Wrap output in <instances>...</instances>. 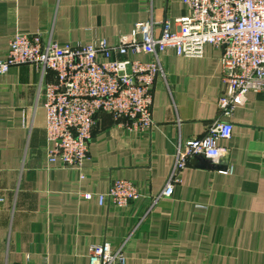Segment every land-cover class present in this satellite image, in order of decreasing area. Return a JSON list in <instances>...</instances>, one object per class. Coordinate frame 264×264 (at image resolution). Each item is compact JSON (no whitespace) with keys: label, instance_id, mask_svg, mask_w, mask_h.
<instances>
[{"label":"crops","instance_id":"obj_1","mask_svg":"<svg viewBox=\"0 0 264 264\" xmlns=\"http://www.w3.org/2000/svg\"><path fill=\"white\" fill-rule=\"evenodd\" d=\"M184 13L181 0H0V57L16 33L114 45L136 23L174 25ZM221 55L210 45L199 58L164 52L151 131L99 114L80 168L45 163L40 85L52 74L24 64L1 76L0 264H88L90 246L104 241L114 249L126 241V264H264V93L222 116ZM215 120L232 124L218 141L226 172L188 163L172 195L157 199L178 141L202 138ZM113 180L133 183L138 197L123 208L98 205Z\"/></svg>","mask_w":264,"mask_h":264},{"label":"built area","instance_id":"obj_2","mask_svg":"<svg viewBox=\"0 0 264 264\" xmlns=\"http://www.w3.org/2000/svg\"><path fill=\"white\" fill-rule=\"evenodd\" d=\"M181 2L185 13L173 20L174 25L169 19L159 27L153 21L139 22L130 34L119 35L114 45L104 39L61 45L39 33H16L9 39L8 50L0 57V77L24 64L35 66L42 76L52 74L50 82L40 85L47 166L80 168L88 158L99 114L135 131H151L153 87L158 78L165 80L160 56L167 50L178 57L199 58L207 45L222 49L224 88L217 99L222 116L242 106L248 93H264V0ZM231 133V123L215 120L202 138L178 141L168 180L157 199L172 195L194 156L219 164L227 149L218 141L229 139ZM92 197L83 194L86 200ZM137 197L135 186L126 180H113L96 195L98 205L115 208ZM125 242L115 249L108 241L91 245L88 264H126Z\"/></svg>","mask_w":264,"mask_h":264},{"label":"water","instance_id":"obj_3","mask_svg":"<svg viewBox=\"0 0 264 264\" xmlns=\"http://www.w3.org/2000/svg\"><path fill=\"white\" fill-rule=\"evenodd\" d=\"M189 164L195 168L202 169V170H212V171H223L227 170L225 164L221 161L219 164H212L210 160L205 159L201 155L194 156L192 159L189 160Z\"/></svg>","mask_w":264,"mask_h":264}]
</instances>
